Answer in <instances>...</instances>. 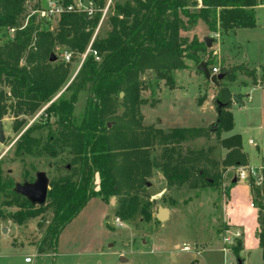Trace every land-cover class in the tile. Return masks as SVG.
Segmentation results:
<instances>
[{"label": "trees", "instance_id": "1", "mask_svg": "<svg viewBox=\"0 0 264 264\" xmlns=\"http://www.w3.org/2000/svg\"><path fill=\"white\" fill-rule=\"evenodd\" d=\"M72 1L61 0L65 7ZM92 1L96 9L92 18L63 13L56 31L50 32L43 30L32 14L39 10V0H0V30H13L12 37L0 44V86L6 89L0 90V120L9 112L18 118L45 107L43 113L55 118L57 130L47 136L43 153L55 157L58 152L70 149L72 165H79L73 172L75 182L50 183L48 189L47 199L54 208L55 246L61 230L92 198L100 197L108 203L109 198L117 197L115 219L131 220L139 212V196H145V184L154 170L161 173L168 187L198 190L218 185L228 168L248 166L239 135L220 139L223 132L234 126L230 112L233 96L227 86L220 83L217 86L213 98L217 116L213 125L164 132L143 124L140 107L148 103L154 107L159 100L148 102L140 97L148 89L141 76L148 72L154 75L151 90L160 81L168 89H174V72L188 69L187 61L198 66L199 55L207 51L203 41L196 37L189 40L181 33L192 31L199 21L214 34L253 28V10L260 1L125 0L115 5L108 17L110 30L103 37L96 35L91 44L99 62L89 53L66 88L69 99H54L68 73L65 66L51 63L50 57L56 46H65L78 55L86 52L107 0ZM198 5L200 8L195 12L190 11ZM212 64L207 62L208 67ZM219 73L225 74L228 82H233L237 74L254 79V71L243 65ZM82 92L88 95L87 104L82 122L76 125L73 111ZM197 102L200 105L203 98ZM22 124L16 119L13 131L18 132ZM212 136L226 151L221 161L213 157L212 146L198 150L183 148L185 143L210 140ZM39 146L40 142L25 132L16 142L15 154H33ZM96 178L98 191L92 188ZM3 191L0 168V193ZM250 191L262 203L257 240L264 264V213L261 214L264 180L260 188L251 183ZM11 194L14 198L21 197L15 189ZM241 250L237 242L232 249L237 264L243 263Z\"/></svg>", "mask_w": 264, "mask_h": 264}, {"label": "rangeland", "instance_id": "2", "mask_svg": "<svg viewBox=\"0 0 264 264\" xmlns=\"http://www.w3.org/2000/svg\"><path fill=\"white\" fill-rule=\"evenodd\" d=\"M48 1L39 0L40 9L45 8ZM124 1H106L90 42L96 35L103 37L110 30L108 17L115 5ZM198 8L200 5L190 8V11L195 12ZM253 11V28L214 34L199 21L192 31L181 33L189 40L193 37L201 42L204 38L212 39L211 47L204 55H199L200 63H213L209 69L215 67L220 71L243 65L254 71V79L237 74L233 82L225 79L220 82V85L234 90L232 96L239 97L238 103L232 100L234 126L231 131L223 132L220 139L239 135L242 149L248 156V166L228 168L218 185L198 190H189L185 186L179 189L168 187L161 173L154 170L147 183L160 188L162 194L154 199L146 193L145 196L140 195L139 212L131 220L116 221L117 197L109 198L108 203L92 198L61 230L55 246L52 225L54 208L50 200L47 199L44 206H37L23 197L14 198L11 191L17 185L35 183L39 173L46 176L48 189L50 183L75 182L77 178L73 172L78 170L79 165H72L73 153L70 149L58 152L55 157L43 153L47 136L57 130L55 118L43 113L45 107L33 115L18 118L9 112L0 120L4 136V143L0 144V168L4 184V191L0 193V264H26V258L31 259L30 264H237L232 249L237 242L243 248L245 239L242 229L237 227L241 225V218L238 219L235 205L246 201V186L250 188L252 183L238 181L237 176L242 169H264V0ZM27 12H30L29 9ZM35 18L43 30L55 32L58 28L60 17L54 16L47 21L38 14ZM12 35L11 30H0V44ZM52 55L56 57L55 66H65L68 73L64 86L54 99L68 100L70 93L66 88L80 70L84 54H74L65 46H56ZM66 55L69 56L67 62L64 59ZM186 63V71L174 72L175 85L172 90L165 86L164 81L151 90L155 83L154 75L148 72L141 76L148 89L142 91L140 97L148 102L158 98L162 101L156 108H149V103L140 107L145 115L143 124L160 121L169 127L199 128L211 123L212 119L215 121L213 99L211 103L208 99L213 93L216 94L217 87L196 71L194 63ZM244 84L256 88L242 89ZM0 90L6 91L3 86H0ZM87 98L85 92L78 96L73 111L76 125L82 122ZM199 98H203L200 105L197 102ZM121 111L119 108V113ZM16 119L23 122L18 132L12 129ZM25 132L38 140L40 146L33 154L18 156L15 154L16 142ZM210 146L215 148L213 157L221 161L226 153L215 136L210 140L185 143L183 148L198 150ZM155 155L153 153L152 158ZM234 180L236 183L232 185ZM98 183L96 178L92 187L94 191H98ZM250 194L246 204H253L250 210L258 218L262 203L253 197L251 191ZM159 207L169 211V219L163 223L155 220ZM251 217L248 215L242 219L241 222H245L242 228L250 236L256 231L257 237L259 226L254 220L251 221ZM249 255L246 264L263 263L260 250L252 251ZM239 256L244 261L242 252Z\"/></svg>", "mask_w": 264, "mask_h": 264}, {"label": "water", "instance_id": "3", "mask_svg": "<svg viewBox=\"0 0 264 264\" xmlns=\"http://www.w3.org/2000/svg\"><path fill=\"white\" fill-rule=\"evenodd\" d=\"M203 42L205 43L206 48H210L212 44V39L204 38ZM56 57L53 55L50 57V62H55ZM196 71L200 73L206 81L210 82L213 86L217 87L220 82L225 79V74L219 73L218 75H210V70L208 68L207 63L202 62L196 67ZM123 94L120 93L119 97L122 98ZM233 102L238 103L239 97L233 96ZM4 143V136L2 132V125L0 122V144ZM233 182H236L235 180ZM145 193L150 198H155L156 196H160L162 194V190L160 188H156L152 186L150 183L145 184ZM15 192L19 196L28 200L31 204L37 206H44L47 199L48 193V180L43 173H39L37 175V180L33 184H24L17 185L15 187ZM169 219V211L165 208L159 207L157 209V213L155 215V220L159 223H163ZM240 264V263H239Z\"/></svg>", "mask_w": 264, "mask_h": 264}, {"label": "built area", "instance_id": "4", "mask_svg": "<svg viewBox=\"0 0 264 264\" xmlns=\"http://www.w3.org/2000/svg\"><path fill=\"white\" fill-rule=\"evenodd\" d=\"M261 1V0H259ZM96 12L95 6L93 4L92 0H73L72 3L69 6H64L61 2V0H49L47 2V5L45 8L40 9L33 12V15H38L41 18H45V20L49 21L51 17H60L63 13H74V14H84L88 19L92 18ZM13 32V30H11ZM51 31V30H49ZM94 40V39H93ZM93 40L90 42L86 52L84 53L83 60H85L86 56L89 53H92V55L95 57L96 61H99L98 57H96V53L92 52L90 47L93 42ZM65 61H69V56H65ZM210 75H218L219 70L215 67L209 69ZM238 181H252V184L258 187H261L262 182L264 180V169L263 168H246L242 169L237 176ZM250 207L253 208V204H250ZM118 221V220H116ZM26 264L31 263L30 258H26L24 260Z\"/></svg>", "mask_w": 264, "mask_h": 264}, {"label": "crops", "instance_id": "5", "mask_svg": "<svg viewBox=\"0 0 264 264\" xmlns=\"http://www.w3.org/2000/svg\"><path fill=\"white\" fill-rule=\"evenodd\" d=\"M214 49V48H213ZM215 50V49H214ZM216 51V50H215ZM217 53V52H216ZM218 58V57H217ZM222 58V57H221ZM221 58H218V59H221ZM226 63H229L228 61L226 62ZM186 71V70H185ZM247 87H251L252 89H254V88H256V87H253V86H249V85H247V84H244V86L242 87V89H244V88H247ZM228 90H229V92L233 95V93H235L234 92V90H232L231 89V87L230 88H228ZM214 93L212 94V97L210 98V99H208V101H210V103H211V101H212V99L214 98ZM157 100H159V103L156 105V106H154V107H149V108H156L157 106H159V105H161V103H162V101H161V99H157ZM212 105V104H211ZM213 107V106H212ZM213 110H214V114H215V121H216V111H215V109H214V107H213ZM232 106H231V109H230V112H231V114H232ZM141 113H142V109H141ZM142 115H143V117H144V119H143V123H145V115L142 113ZM232 117H233V115H232ZM213 121H210L211 123H209V124H207V125H205L204 127H202V128H207V127H209V126H211V125H213L214 124V119H212ZM144 125H146V126H154L155 128H158V129H161V130H164V129H169V130H171V129H174L175 127H169V126H167V125H163L160 121H155V122H152V123H150V124H144ZM176 128H178V127H176ZM235 135V134H234ZM229 136H232V135H229ZM229 136H227V137H229ZM227 137H223V138H227ZM200 141V139H198V140H195L194 142H199ZM249 143L250 144H252V142L251 141H249ZM243 150V149H242ZM244 152V151H243ZM225 153H226V151H225ZM245 153V152H244ZM260 168V167H259ZM243 190V189H242ZM246 201L245 202H243L241 205H235V207H236V212H237V215L239 216V220H240V218H241V220L239 221L240 223H241V225L239 226H237V227H240L241 229H242V233H243V236H244V239H245V242H244V245H243V248H242V254H243V256L245 257L244 258V261H243V264H246V257H249L250 255V252H252V251H255V250H260L261 251V249L259 248V246H258V240H257V237H256V231L250 236L249 235V233H247L246 231H245V229L244 228H242L243 226H242V223L244 224L245 222H241L242 221V219H244L246 216H248V215H250V216H252L251 217V221H253L254 220V222H255V224L257 225V227H258V224H257V214H255L254 212H253V210H250L251 209V207H250V205L248 206L247 204H246V202H247V198H250L251 197V194H250V188H249V186H246ZM96 198H99V199H101L100 197H96ZM246 254H247V256H246Z\"/></svg>", "mask_w": 264, "mask_h": 264}]
</instances>
